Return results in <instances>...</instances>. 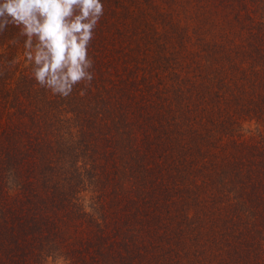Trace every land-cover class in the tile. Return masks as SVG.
Listing matches in <instances>:
<instances>
[{
	"label": "trees",
	"instance_id": "16d2710c",
	"mask_svg": "<svg viewBox=\"0 0 264 264\" xmlns=\"http://www.w3.org/2000/svg\"><path fill=\"white\" fill-rule=\"evenodd\" d=\"M250 1L103 0L94 79L66 99L36 83L18 29L0 35V264H264Z\"/></svg>",
	"mask_w": 264,
	"mask_h": 264
},
{
	"label": "clouds",
	"instance_id": "9594fccd",
	"mask_svg": "<svg viewBox=\"0 0 264 264\" xmlns=\"http://www.w3.org/2000/svg\"><path fill=\"white\" fill-rule=\"evenodd\" d=\"M103 16V0H0V35L18 29L26 37L23 58L36 83L66 99L94 79L89 48ZM9 43L19 41L14 36ZM19 59L7 63L14 67ZM7 183L14 190L12 179Z\"/></svg>",
	"mask_w": 264,
	"mask_h": 264
},
{
	"label": "rangeland",
	"instance_id": "374dc122",
	"mask_svg": "<svg viewBox=\"0 0 264 264\" xmlns=\"http://www.w3.org/2000/svg\"><path fill=\"white\" fill-rule=\"evenodd\" d=\"M247 3L250 6V8H252V9L254 8V6L251 4V1L250 0H247ZM259 12L262 15H264V2L261 4V9H260ZM247 129L246 130L245 129L243 130L244 137L247 140H250V139L256 140V139H258L257 134L255 133V131H250L249 132V131H247ZM84 204L86 206L89 204V201L87 200V198H86V201H85ZM59 214H60V212H59ZM63 220H64V218H63ZM57 223L59 224V226H60V228L62 230V234L64 236V239L66 238L67 241L74 242L80 236L81 237H84L83 234H82L83 231H81V229H80L81 227L79 226V224H74L73 222H65V223H63L62 220H58ZM62 250H64V249L62 248ZM60 253L63 254V251L60 252ZM58 262L59 263H56V264H63V262L61 260H58ZM53 263L51 262V260L48 262V264H53Z\"/></svg>",
	"mask_w": 264,
	"mask_h": 264
}]
</instances>
